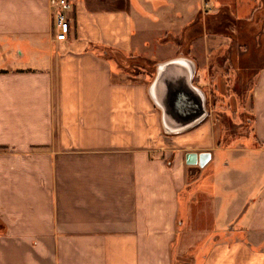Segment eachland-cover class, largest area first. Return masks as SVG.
Instances as JSON below:
<instances>
[{
  "label": "crops",
  "instance_id": "1",
  "mask_svg": "<svg viewBox=\"0 0 264 264\" xmlns=\"http://www.w3.org/2000/svg\"><path fill=\"white\" fill-rule=\"evenodd\" d=\"M67 1L58 41L50 0H0V264H192L183 250L200 241L196 264H264V196L237 161L262 154L264 168V0ZM252 21L263 31L234 54L245 83L210 91ZM175 56L195 62L206 109L250 106L248 132L229 141L207 109L164 133L147 87Z\"/></svg>",
  "mask_w": 264,
  "mask_h": 264
},
{
  "label": "rangeland",
  "instance_id": "2",
  "mask_svg": "<svg viewBox=\"0 0 264 264\" xmlns=\"http://www.w3.org/2000/svg\"><path fill=\"white\" fill-rule=\"evenodd\" d=\"M203 10H206L207 11L206 13L210 12V10L205 9V8ZM62 14H63V16L65 18V13L62 12ZM228 14L230 16L229 11H228ZM258 18L261 21H263L262 19H264V16H262V15H255L254 16V19H258ZM225 20L230 22L233 19L230 16V18L226 17V19H224V21ZM221 31L224 34H229L230 33L228 30H224V28H221ZM240 31L244 33V36L241 37V39H239L237 41L235 40L234 42H230V47H228L229 46L228 45L226 47L227 49H224V50H226L225 51L226 53L229 52V48L231 50H235V51H232V56L233 57H231V58L229 57L228 58V61L232 65V67H230V64H227L224 67L223 66L221 67L219 65L216 68H213V70L209 72L208 81L210 83V87L213 86V88L212 87L210 88V91H212V90L215 91L216 88L218 89V91L221 90L220 89L221 85L223 84V82L227 81L228 82V86H229V89L227 90L228 91L227 95H230L229 93L233 90V88L236 91H237L236 88H238V92H239L241 85H243L245 83V82L243 83V80H245V78H243L244 74L238 72V69L240 68V66H239V61L236 59V56H235L236 54H238V52H236V49H237L236 47H237L238 44L239 45L242 44V45H245V49H247V47H248V49L251 50V45H252L251 42L252 41L245 40L246 36H250L251 35L248 38V40H249L250 38L253 37L255 32H262L263 28L261 26L260 21H257V22H253L252 21L250 23H242V25H240ZM225 52H224L223 55H225ZM218 54L219 53H217V55ZM153 55H154V57H158L159 56V55L155 56V54H153ZM220 56H222V55H220ZM245 62H246V60L243 61L242 64H244ZM227 66H229L230 69H228ZM145 68L148 69L149 67L145 65ZM225 70H227L228 72H226ZM148 73H151V72L149 71ZM131 74H133V72ZM196 80H197V78H196V70H195L193 81L196 82ZM249 107L250 106L247 105V104L246 105L243 104V106H242V104L233 105V104H226V103L214 105L212 100H211V104L207 106V109H208L209 115H210V117L212 119L213 118L215 119L216 116L217 117L220 116V119L218 120L219 122L218 121L214 122V124H215L214 129L216 131H220L222 133L227 131L226 136H227L228 140L230 141V140L234 139L233 136L231 137V134H233L235 136L237 129L239 127H241L240 125H243L245 127L246 123H248V121L251 119L247 115L246 116L245 115H241V114H243L245 112V110L247 111V109ZM244 127L240 128V130H242L241 132L242 133H244V131L248 132V130H247L248 127L246 126V129ZM240 156H242V155H240ZM248 156L249 157H247V155H245L244 157H241V158L237 159V161L239 163H247L249 165V168H247V170H245V171L249 172V177L251 178V182L253 183V186L254 185L255 186L252 189H251L252 186H249L248 188H250L253 191V194L251 196H253V195L258 193L257 195H259V198H260V196H264V195H260L264 191V189L260 186V184L264 183V168H262L263 161H262V158H261V156L263 157V155L260 154V155H257V157H256L253 154H248ZM225 157L227 159H225ZM224 161H227L229 163H233V161L230 162V158H229L228 154H226V156H224V157L219 158V163H223ZM239 184H241V183H239ZM257 195H256V198H257ZM255 201H256V199H255ZM248 203H249V200L247 201V204ZM183 204H184L183 200H180V214L181 215H183L184 212H186V210L183 209ZM198 204H199V202H197L195 205H192V207H191V215H192L191 221H193V219H194L193 216H195V215L198 216V214L194 211L197 208H199V210L200 209H206L207 210V209L211 208L210 206H208L206 204V201L201 202L199 207H198ZM259 204H260L259 207H263L262 206L263 203H259ZM198 218L199 217H197L196 219H198ZM183 220H184V218H183ZM186 228L188 229L189 226L187 225ZM181 230L178 233L177 240H179L181 238L180 236L183 234V228H181ZM186 233H187V231H186ZM178 244H179V242L176 243V244L174 243V245H176V246ZM201 244H202V242L200 241L192 249L186 247V249L183 250V257H185V259L188 258L191 261L192 264H196L197 259H198L197 256H198V254L200 253V251L202 250V247H203V245L201 246Z\"/></svg>",
  "mask_w": 264,
  "mask_h": 264
},
{
  "label": "water",
  "instance_id": "3",
  "mask_svg": "<svg viewBox=\"0 0 264 264\" xmlns=\"http://www.w3.org/2000/svg\"><path fill=\"white\" fill-rule=\"evenodd\" d=\"M195 62L185 56H175L158 62L147 87V94L160 112L164 133L176 134L198 124L207 115L205 94L193 83ZM209 159L207 152H189L186 164L203 166Z\"/></svg>",
  "mask_w": 264,
  "mask_h": 264
},
{
  "label": "built area",
  "instance_id": "4",
  "mask_svg": "<svg viewBox=\"0 0 264 264\" xmlns=\"http://www.w3.org/2000/svg\"><path fill=\"white\" fill-rule=\"evenodd\" d=\"M51 6H56L57 9L54 11L55 22L57 32L55 34V39L58 41L66 40V36L69 30V26L64 22L62 11L70 10V4L67 0H50ZM203 8L210 10V7L205 3Z\"/></svg>",
  "mask_w": 264,
  "mask_h": 264
},
{
  "label": "bare ground",
  "instance_id": "5",
  "mask_svg": "<svg viewBox=\"0 0 264 264\" xmlns=\"http://www.w3.org/2000/svg\"><path fill=\"white\" fill-rule=\"evenodd\" d=\"M206 105V104H205Z\"/></svg>",
  "mask_w": 264,
  "mask_h": 264
}]
</instances>
